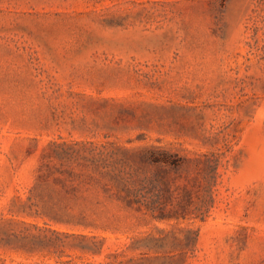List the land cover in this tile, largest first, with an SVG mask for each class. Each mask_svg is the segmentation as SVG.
Masks as SVG:
<instances>
[{"label":"rangeland","instance_id":"374dc122","mask_svg":"<svg viewBox=\"0 0 264 264\" xmlns=\"http://www.w3.org/2000/svg\"><path fill=\"white\" fill-rule=\"evenodd\" d=\"M145 146L204 217L56 179ZM0 264H264V0H0Z\"/></svg>","mask_w":264,"mask_h":264},{"label":"trees","instance_id":"16d2710c","mask_svg":"<svg viewBox=\"0 0 264 264\" xmlns=\"http://www.w3.org/2000/svg\"><path fill=\"white\" fill-rule=\"evenodd\" d=\"M85 160L79 164L78 170L71 166L60 170L61 174L56 179L72 185H102L105 189L115 186L118 195L129 204L145 209L158 218L204 217L207 212L201 207L196 211L185 207L186 202H192L194 198L193 189L198 196L202 187L199 185L197 189L196 186L199 174L189 179L188 183H182L178 181L181 175L171 173L170 167L178 170L188 161L178 153L158 146H145L118 158L112 155V160L103 151L93 152ZM205 163L210 170L201 174L202 180L209 182L218 176L219 159L209 157ZM168 200L171 202L168 203Z\"/></svg>","mask_w":264,"mask_h":264}]
</instances>
